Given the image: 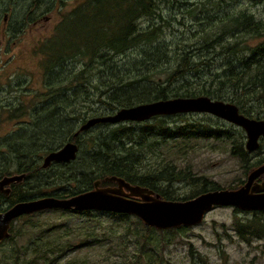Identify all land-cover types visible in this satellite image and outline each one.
<instances>
[{
  "label": "trees",
  "instance_id": "16d2710c",
  "mask_svg": "<svg viewBox=\"0 0 264 264\" xmlns=\"http://www.w3.org/2000/svg\"><path fill=\"white\" fill-rule=\"evenodd\" d=\"M33 1L37 7L44 4L41 3L42 0ZM81 1V4L70 14L63 15L54 31L38 44V50L45 60L43 68L46 73L44 85L46 91L36 94V97L44 96L45 99L34 103L31 101L34 96L31 97L32 108L29 118L33 125L32 131L22 134L21 130L17 137H11L8 145L12 152H7L4 164L2 160L0 161V176L8 175L5 173H8L10 168L12 170L20 168V173H25L21 182V194L17 198L14 196L12 201L44 196L68 198L94 189L97 181L100 182V187L117 186L118 182L110 179L114 176L121 177L132 185H140L152 190L166 200H186L204 192L222 189L205 178L197 179L189 173L174 172V167L159 171L147 169L142 165L141 157L134 155L133 151L135 148H141L154 137L168 140L187 137H221L227 140L233 138L231 132L228 133L211 124L171 125L168 120L174 115H168L154 117V123L121 122L106 132H103L102 126L109 123H100L78 136H75V133L91 117L109 115L123 107L173 97L205 95L236 104L241 113L248 117L261 118L259 112L253 111L251 107L253 105L247 106V104L252 102L253 98L264 102V20L258 18L254 12H248L247 8L241 6V2L232 7L227 4L224 13H217L209 21L215 35L209 33L203 39L204 42H200L198 53L193 54L191 50L180 49L181 54H177L176 57L179 62L176 76L189 74V77L182 86L171 88L173 82L159 76L155 77L154 71H160L170 62L171 52H175L178 47H186L188 43L172 47L167 41L159 40L161 28L158 24L146 28L141 24V18L154 17L158 14L161 0ZM185 2L184 0L181 3ZM250 2L254 5L264 4V0H250ZM41 11L43 10L39 12ZM188 11L192 13L193 8ZM228 35L229 39L226 40ZM244 35H251L258 41L246 45L241 40V36ZM142 45L146 48L141 51L138 47ZM130 50L133 52L132 55L121 62L120 57ZM210 53L219 61L212 63L210 71H205L202 67L206 64L204 60L209 59V65L210 60H213L208 56ZM79 63L82 67L76 70ZM95 67L101 70V77L99 83L94 85L93 93L97 94L98 101L106 104V110L82 112L79 109L81 104L85 105V103L78 97L84 92L88 98L85 102H90L88 95L92 93L90 90L92 81L89 71ZM193 73H198L196 80L193 79L195 76ZM70 83L73 85H66ZM14 107L6 106L9 112L14 113L22 109V105ZM2 110L0 108V111ZM96 127L100 130L95 135L96 139L90 141L95 143V146L82 141V135ZM25 140L28 142L27 145L23 143ZM70 141L76 142L80 147L75 160L69 163H53L46 169L42 167L40 161L44 154L57 150ZM236 141L232 142V153L241 158L248 172L264 164V157L252 160L253 155L246 149L243 141L237 143ZM15 158L19 163H15L14 166ZM8 159L9 162L6 164ZM43 172L48 173L43 174ZM37 178H44L41 181L47 184H43L40 180L38 184H34ZM71 179L77 180V189L61 187L62 182ZM180 180L194 186L191 193L184 198L177 196L169 188ZM244 182L241 181L239 185ZM239 185L230 189H237ZM74 212L92 213V211ZM249 212L264 215V211L261 210ZM33 214L36 213L23 215L14 222ZM112 214L118 219V223H130V218L136 217V225L145 226L149 232L158 229L145 224L134 214L115 212ZM248 220L250 221L246 224H236L241 236L246 238L249 234H256L260 238L264 237V222H262L264 218L255 217ZM185 227L160 230L175 232ZM12 228L13 226L10 233ZM11 238L12 234L4 241ZM54 242L41 240L38 248L33 250V257L23 264H42L40 256L48 258L50 263L57 262L59 259L56 255H49L51 250L53 253L58 251V244Z\"/></svg>",
  "mask_w": 264,
  "mask_h": 264
},
{
  "label": "rangeland",
  "instance_id": "374dc122",
  "mask_svg": "<svg viewBox=\"0 0 264 264\" xmlns=\"http://www.w3.org/2000/svg\"><path fill=\"white\" fill-rule=\"evenodd\" d=\"M185 1L181 3L184 0H161L158 14L154 17L141 18L144 28L159 25L160 41H167L172 47L188 43L186 47H178L175 52H171L170 62L160 71H154L155 77L171 80L173 82L171 88L182 86L189 77V74L176 76L179 63L176 57L177 54H181L180 49L191 50L193 54L198 53L200 42H204L203 39L209 33L215 35L209 21L217 13H224L227 4L232 7L241 2V6L247 8L248 12H254L258 18L264 20V4L254 5L250 0ZM81 2L42 0L41 3L44 4L37 7L33 0H0V104H3L0 105L3 109L0 111V161L5 160L7 155L5 144L14 136L12 129L19 128V121L22 134L32 131L33 125L29 118L32 108L31 97L34 96L31 99L34 103L45 99L44 96L36 97V94L46 91L44 87L46 73L43 68L45 60L38 50L39 42L54 31L63 15L70 14ZM191 8L192 13L188 11ZM40 10H43L40 15L43 18L42 23L36 22L38 17H35ZM6 14L8 25L5 23ZM225 39H229V35ZM241 40L246 45L258 41L251 35L241 36ZM138 48L142 51L146 46ZM132 53L130 50L122 55L121 62ZM211 55L208 54L209 58L213 59L210 60V65L209 59L204 60L206 64L202 67L205 71H210L212 63L219 61ZM77 66L76 70H79L82 64L79 63ZM89 74L92 81L90 90L93 93L94 85L99 83L101 70L95 67ZM193 74L195 75L193 79L196 80L198 73ZM92 93L88 95L91 103L85 102L88 98L84 92L78 97L85 103L81 104L79 111L90 110L92 113L106 110V104L98 101L97 94ZM8 105L15 106L14 108L22 105V109L17 113L9 112L10 110L6 108ZM247 106L253 107L255 113L259 112L262 115L259 119H264L263 101H256L253 98ZM153 118L146 122L154 123ZM168 122L171 125L211 124L223 131L231 132L233 138L231 140L221 137H187L175 140L151 138L141 148L133 149L134 155L141 157V163L145 168L159 171L174 167V172L182 171L184 174L194 175L197 179L205 178L224 189L235 187L246 180L247 166L231 150L234 140L243 141L245 144L247 136L242 128L240 130L238 126L208 113L176 114ZM117 125L119 123H109L102 126V130L106 132ZM99 130L100 128L96 127L85 132L82 141L90 143L93 138L96 139L95 135ZM263 139L262 148L251 153L252 160L264 157ZM23 143L28 144L27 140ZM90 144L95 146V143ZM45 156L46 154L40 161L41 165ZM36 180L34 184H38L39 180L44 178ZM186 182L180 180L173 187L169 185L166 187L169 186L177 196L184 198L194 187L193 184L189 185ZM60 185L77 189L78 182L71 179ZM121 191L128 197L139 200L143 193H146L124 188ZM255 217L264 218V215L236 207L217 206L195 226H186L175 232L160 229L149 232L145 226L136 225V217H131L130 223H118L112 212L93 210L91 214H79L73 210L51 209L24 217L12 224V238L0 243V264H23L33 257V250L38 248L41 240L55 241L54 243L58 244V251L53 253L51 250L49 255H56L59 259L55 263H50L48 258L40 256L42 264H264V237L249 234L245 238L236 228L237 223L246 224L250 221L248 219Z\"/></svg>",
  "mask_w": 264,
  "mask_h": 264
},
{
  "label": "water",
  "instance_id": "95a60500",
  "mask_svg": "<svg viewBox=\"0 0 264 264\" xmlns=\"http://www.w3.org/2000/svg\"><path fill=\"white\" fill-rule=\"evenodd\" d=\"M208 113L243 128L247 135L246 149L255 152L264 138V119L251 118L241 113L239 106L224 100L200 95L195 97H173L123 107L113 114L94 116L82 124L75 136L100 123L118 124L121 122H144L155 116H168L184 113ZM80 147L76 142L65 143L57 150L50 151L43 159L42 167L53 163H69L78 156ZM264 174V164L254 168L246 182L237 189H217L201 193L186 200H166L140 185H132L121 177L110 178L118 182L116 187H100L95 183L92 190L68 198L44 196L16 203L5 213L0 214V242L10 236L8 229L12 220L25 214L51 209L73 211H105L127 213L138 216L145 224L158 229L200 224L206 214L217 206H230L242 210L264 211V186L256 181ZM25 174L6 176L0 181V188L15 181H21ZM126 188L143 193L141 200L124 194Z\"/></svg>",
  "mask_w": 264,
  "mask_h": 264
},
{
  "label": "flooded vegetation",
  "instance_id": "af4514ba",
  "mask_svg": "<svg viewBox=\"0 0 264 264\" xmlns=\"http://www.w3.org/2000/svg\"><path fill=\"white\" fill-rule=\"evenodd\" d=\"M43 13V11H41V12H39L38 13V15L39 16H35V17H38V19H37V21L36 22H39V23H42V21H43V18H41L40 17V15ZM49 18H51V17H49ZM7 21H8V17H7V14H6V16H5V23H7ZM7 25H8V23H7ZM20 122V121H19ZM227 122V121H226ZM234 125V124H233ZM239 127V126H238ZM239 129L241 130V127H239ZM243 129V128H242ZM13 130V132H12V134H14V137H17V135H19L20 134V131H21V124L19 125V128L17 127V128H14V129H12ZM244 130V129H243ZM245 131V130H244ZM11 134V133H10ZM247 136V135H246ZM261 140H262V138H261ZM5 141H7V139H5ZM19 142V141H18ZM245 145H246V142H245ZM260 145H261V142H260ZM5 147H7L6 148V152H9V153H11L12 151H11V148H10V146L8 145V143H6L5 144ZM246 147V146H245ZM256 152V151H255ZM250 153H253V152H250ZM10 159V158H9ZM9 159H8V161L6 162V164H8V162H9ZM4 161H6V160H3V161H1L2 162V164H4ZM15 163H19V161L15 158L14 159V166H15ZM252 171V170H251ZM250 171V172H251ZM250 172H248V175H249V173ZM5 174H8V175H1L0 176V181L4 178V177H6V176H14V175H20V174H23V173H20V168H17V169H14V170H12L11 168H10V170H9V172L8 173H5ZM25 174V173H24ZM248 175H247V177H248ZM264 176V174L263 175H261V177H259L258 179H257V183L259 184V185H262V186H264V179H262V177ZM246 180H247V178H246ZM246 180H244L245 182H246ZM21 182H22V180L21 181H15V182H12L11 184H9V185H6V186H4L3 188H0V214L1 213H5L7 210H9L11 207H13L16 203H18V202H20V201H17V202H13L12 201V199L14 198V196H15V198H17V197H19L20 196V194H21V187H22V185H21ZM244 182V183H245ZM243 183V184H244ZM243 184H241V185H239V187H241ZM110 187H112V186H110ZM116 187H118V185L116 186ZM238 187V188H239ZM124 189H126V188H124ZM154 194H155V192H154ZM156 195V194H155ZM127 196V195H126ZM27 200H30V198L29 199H27ZM24 201V200H23ZM45 211V210H44ZM40 212H42V211H40ZM36 213H38V212H36ZM26 215V214H25ZM20 217H22V216H20ZM20 217H18L17 219H19ZM15 220V219H14ZM14 220H12L11 221V223H10V227H9V229H8V232L10 233L11 231V227H12V224H13V222H14ZM16 222V221H15ZM11 234V233H10ZM6 239V238H5ZM4 239V240H5ZM3 240V241H4ZM3 241H1V242H3ZM0 242V243H1Z\"/></svg>",
  "mask_w": 264,
  "mask_h": 264
},
{
  "label": "bare ground",
  "instance_id": "6f19581e",
  "mask_svg": "<svg viewBox=\"0 0 264 264\" xmlns=\"http://www.w3.org/2000/svg\"><path fill=\"white\" fill-rule=\"evenodd\" d=\"M21 218V217H20ZM17 219V218H16Z\"/></svg>",
  "mask_w": 264,
  "mask_h": 264
}]
</instances>
